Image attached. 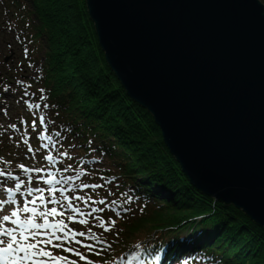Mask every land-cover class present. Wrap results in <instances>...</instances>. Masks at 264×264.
Masks as SVG:
<instances>
[{
    "label": "trees",
    "instance_id": "obj_1",
    "mask_svg": "<svg viewBox=\"0 0 264 264\" xmlns=\"http://www.w3.org/2000/svg\"><path fill=\"white\" fill-rule=\"evenodd\" d=\"M0 33L14 36L23 56L19 69L0 77V97L6 89L20 96L33 135L43 110L46 133L65 146L58 162L68 169L62 178H72L66 186L91 197L82 201L85 213L103 208L86 217L88 224H74L95 235L84 240L91 251L72 245L87 261L264 264V228L191 184L152 114L108 65L86 0H0ZM38 136L22 141L2 133L0 155L23 144L36 150L43 143ZM54 254L86 264L61 250Z\"/></svg>",
    "mask_w": 264,
    "mask_h": 264
},
{
    "label": "water",
    "instance_id": "obj_2",
    "mask_svg": "<svg viewBox=\"0 0 264 264\" xmlns=\"http://www.w3.org/2000/svg\"><path fill=\"white\" fill-rule=\"evenodd\" d=\"M86 4L108 65L191 184L264 228V3Z\"/></svg>",
    "mask_w": 264,
    "mask_h": 264
},
{
    "label": "snow or ice",
    "instance_id": "obj_3",
    "mask_svg": "<svg viewBox=\"0 0 264 264\" xmlns=\"http://www.w3.org/2000/svg\"><path fill=\"white\" fill-rule=\"evenodd\" d=\"M35 107L39 108L40 105H35ZM40 122H44L43 117L40 118ZM56 135L59 136L60 133L57 132ZM48 139L51 140V137ZM44 159L50 164L54 161L51 154L45 156ZM19 167L26 174H40L37 179L49 187L46 190L39 187L28 188V196H33V193H39V195L25 200L22 206L14 207L9 214L0 215V264H78L77 260L70 259L69 256L54 254V250H61L64 253L77 256L80 261L91 264V261H87L86 257L72 245H79L91 251L94 245L84 243V240H93L95 235L91 228L86 233L73 230L69 225L70 223L88 224L89 221L86 217L92 216L98 211L102 212L103 208H91L89 212L85 213L74 204V201H83L87 205L91 201V197L86 200L83 196H69L65 193L73 192L75 188L56 187L61 184L68 185L71 177L57 179L55 174L50 171L46 176L43 175L44 168H29L23 164ZM67 170V168L64 169V171ZM4 175H6L4 172H0V176ZM32 181L33 176L28 175V183L31 184ZM23 184L24 181L20 180L15 185V191L18 192ZM79 187L95 189L99 185L83 184ZM7 191L9 198L7 200L0 199V212L3 211L4 204L17 205L13 189L9 188ZM45 191L48 193L47 199ZM57 193L60 198H57ZM92 202L95 203V201ZM99 203L103 204L104 201L101 200ZM49 204L56 206L48 207ZM97 219L99 218L97 217ZM112 223L114 224L115 221ZM100 227L105 231L110 230L105 226L103 220H100Z\"/></svg>",
    "mask_w": 264,
    "mask_h": 264
},
{
    "label": "rangeland",
    "instance_id": "obj_4",
    "mask_svg": "<svg viewBox=\"0 0 264 264\" xmlns=\"http://www.w3.org/2000/svg\"><path fill=\"white\" fill-rule=\"evenodd\" d=\"M261 1L264 3V0ZM21 59H23V56L22 53L19 51V47L16 43L14 36L10 35L9 33H0V77L4 74L11 75V73H14L17 68L19 69ZM26 74L27 73H24V75ZM31 74L33 73L30 72V75ZM13 86L15 87V84H13ZM25 111V104L22 102L20 96L15 97L13 91H11L10 89H6L3 95L0 97V134L5 133L7 137H9V135H15L18 139H21L22 141L27 138L26 134L28 133L29 135L31 133H29L28 131L26 133L25 131V118L27 114V112ZM40 113L41 115L39 119L43 117L45 121L43 110ZM45 132L46 128L45 123L43 122L40 123L37 127L36 134L30 135L32 139H36L37 135L39 134L38 137H40L43 141V143H41V146H37L35 151L36 153L29 154L27 151L28 148L23 144L24 147H21V151L15 150L13 151L14 153L7 152L4 153L5 155L3 156L0 155V172H4L6 174L4 176H0V199L7 200V189L15 188V185L19 183L20 180L24 181V185L23 187H21L23 191L20 193V195L15 197V199L17 200V205L4 204L3 211L0 212V215L9 214L14 207L22 206L25 200H30L35 196L39 195V193H33V196H28V188L41 187L46 190L49 187V185L37 179L40 174H26L21 170L19 165L23 164L24 166L29 168H44L45 173L43 175L45 176L47 175V169H55V176L57 177V179H60L59 175L62 173V171H64V169L59 167L58 156L62 155L63 151L65 150V146L64 144H62L61 141H56V138L55 140L53 139L51 140V142H48L49 139L46 136ZM45 145H47V147H45ZM73 153L76 154L75 151ZM49 154L53 155L54 157V161L51 164L46 159H44V157ZM8 173H10L11 175H7ZM28 175L33 176V181L31 184L28 183ZM17 177L19 179H16ZM58 186L62 187V185ZM71 193L72 194L69 196L76 195V192ZM65 194L68 195L67 193ZM45 195H48L47 191H45ZM78 196H80V194ZM57 198H60L59 193H57ZM74 204H76L83 210L82 201H74ZM52 206L56 205H48V207ZM74 224L75 223H70L69 225L73 230L75 227Z\"/></svg>",
    "mask_w": 264,
    "mask_h": 264
},
{
    "label": "bare ground",
    "instance_id": "obj_5",
    "mask_svg": "<svg viewBox=\"0 0 264 264\" xmlns=\"http://www.w3.org/2000/svg\"><path fill=\"white\" fill-rule=\"evenodd\" d=\"M4 181V180H3Z\"/></svg>",
    "mask_w": 264,
    "mask_h": 264
}]
</instances>
